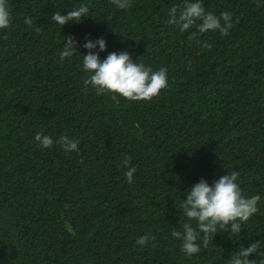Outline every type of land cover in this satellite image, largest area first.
Here are the masks:
<instances>
[{
	"label": "trees",
	"instance_id": "obj_1",
	"mask_svg": "<svg viewBox=\"0 0 264 264\" xmlns=\"http://www.w3.org/2000/svg\"><path fill=\"white\" fill-rule=\"evenodd\" d=\"M82 3V22L52 21ZM130 3L122 10L110 0H8L13 22L0 30V264H229L240 247H264V0H203L206 11L232 13L233 27L193 40L195 27L181 32L169 23V10L184 0ZM67 36L78 50L61 61ZM101 37L106 51L93 50L101 59L127 50L153 70L166 67L168 87L151 101L118 96L119 103L85 90L83 45ZM37 132L68 135L79 151L42 148ZM126 157L136 168L132 183ZM227 170L239 171L246 196L261 197L259 211L241 234L218 232L186 256L171 235L189 222L178 207L191 186ZM148 233L155 240L138 245Z\"/></svg>",
	"mask_w": 264,
	"mask_h": 264
},
{
	"label": "clouds",
	"instance_id": "obj_2",
	"mask_svg": "<svg viewBox=\"0 0 264 264\" xmlns=\"http://www.w3.org/2000/svg\"><path fill=\"white\" fill-rule=\"evenodd\" d=\"M119 9L131 7L130 0H110ZM257 6L260 7L259 3ZM89 7L87 4H80L69 10L67 14L54 12L52 21L62 27L69 22L80 23L88 16ZM169 23L177 25L181 32H185L193 27L189 40L196 39L198 33L208 31H218L221 36L229 35V30L233 27V14L222 12L216 15L206 11L203 0H184L182 8L173 6L169 10ZM199 21V23H197ZM12 13L8 0H0V30L11 27ZM24 23L30 28L40 31L34 24L31 17H26ZM63 50L60 53V60L70 58L76 54L77 41L72 36L65 37ZM99 46V51H106L107 41L101 37L96 41L88 40L83 47L89 51L83 56L82 67L90 75L85 79V90L91 86L97 95L112 94L111 98L119 103L118 96H122L130 101H151L157 97L162 89L168 87V69L161 67L153 70L152 67L133 60L131 53L127 50L110 52L106 58L101 59L99 52L93 51ZM211 48L210 44L205 45ZM42 148H50L53 145H60L65 151H79V140L68 135L60 136L53 140L43 132H37L34 137ZM131 157H126L122 165L127 168L124 173L129 183L133 182L136 172L134 166H130ZM240 173L236 170H227V174L209 184L207 180L201 179L198 183L187 190V198L178 207L183 209V216L187 221L182 225L183 231L173 230V238L182 242L181 250L186 256L198 254L203 249H207L209 243L214 240L218 232H229L232 235H239L242 232V225L258 211V203L261 200L259 195L246 196L238 183ZM191 221H195V226ZM155 240L150 233L140 236L136 243L146 246L149 241ZM256 254L260 257L249 259V256ZM229 264H264V247L254 242L250 246L240 247L234 252Z\"/></svg>",
	"mask_w": 264,
	"mask_h": 264
}]
</instances>
